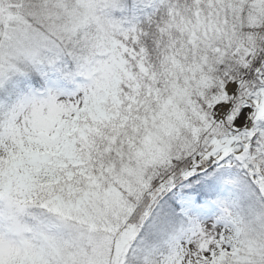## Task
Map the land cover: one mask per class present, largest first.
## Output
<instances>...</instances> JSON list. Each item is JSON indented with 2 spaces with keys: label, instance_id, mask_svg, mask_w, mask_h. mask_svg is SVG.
I'll list each match as a JSON object with an SVG mask.
<instances>
[{
  "label": "snow or ice",
  "instance_id": "snow-or-ice-1",
  "mask_svg": "<svg viewBox=\"0 0 264 264\" xmlns=\"http://www.w3.org/2000/svg\"><path fill=\"white\" fill-rule=\"evenodd\" d=\"M0 264H264V0H0Z\"/></svg>",
  "mask_w": 264,
  "mask_h": 264
}]
</instances>
